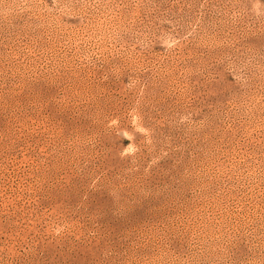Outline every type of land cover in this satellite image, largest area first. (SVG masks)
Instances as JSON below:
<instances>
[{"label":"rangeland","instance_id":"rangeland-1","mask_svg":"<svg viewBox=\"0 0 264 264\" xmlns=\"http://www.w3.org/2000/svg\"><path fill=\"white\" fill-rule=\"evenodd\" d=\"M0 264H264V0H0Z\"/></svg>","mask_w":264,"mask_h":264}]
</instances>
